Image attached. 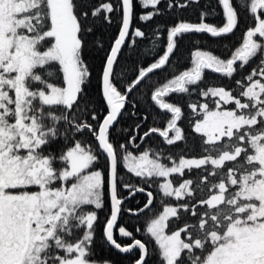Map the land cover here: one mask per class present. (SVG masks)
Masks as SVG:
<instances>
[{"label":"snow or ice","instance_id":"snow-or-ice-1","mask_svg":"<svg viewBox=\"0 0 264 264\" xmlns=\"http://www.w3.org/2000/svg\"><path fill=\"white\" fill-rule=\"evenodd\" d=\"M161 3L0 0V264H112L96 258L94 248L98 213L106 202L103 238L133 255L131 264H148L153 255L158 264H264V0H216L215 6L205 0L196 22L176 17L164 32H153V58L118 79L122 49L146 35L134 27V19L152 21L162 14ZM193 4L201 0H167V9ZM242 12L250 14V22L239 46H227V58L196 46L190 67L151 91V100L171 118L165 129L151 127L141 139L159 133L175 145L186 139L178 124L184 113L165 97L199 90L205 102L188 105L199 156H168L165 163L150 149L130 150L140 147L137 135L124 143L112 139L129 94L158 71L174 67L170 58L180 39L229 36ZM215 17L222 22H209ZM114 19L118 32L99 73L106 106L101 115L90 93L89 37ZM92 44L103 49L99 40ZM257 57L250 73L235 81V94L222 86L199 87L205 70L232 78ZM86 134L94 137L95 148ZM122 172L157 182L163 197L179 202L164 205L146 221L147 240L117 228L122 211L138 216L151 210L154 200L145 187L122 183ZM186 173L192 175L173 182L174 175ZM137 193H146L143 207L125 209V200ZM116 231L131 242H118Z\"/></svg>","mask_w":264,"mask_h":264},{"label":"trees","instance_id":"trees-1","mask_svg":"<svg viewBox=\"0 0 264 264\" xmlns=\"http://www.w3.org/2000/svg\"><path fill=\"white\" fill-rule=\"evenodd\" d=\"M181 2H183V0H181ZM210 2L213 6H215L216 0H210ZM204 3L205 0H201L200 5L193 4L184 10L177 8L169 10L167 9V0H162L161 5L159 6L162 10L161 15H158L152 21L147 23L134 19V27L141 28L145 31L146 35L144 38L133 37L136 39V44L132 45L131 43H126L124 46L118 62V79L122 78L124 75L131 76L134 71L138 70L139 67L144 66L147 60L153 58L151 53L157 51L156 45L153 44V41L157 39V36H154L153 32H164L166 27L169 26L176 17H182L196 22L200 9L204 7ZM136 11L137 13H140L142 10L139 6H137ZM209 22L220 23L222 21L220 17H215L214 19H210ZM249 22L250 14L242 12L240 24L235 32L229 36L212 38L206 34H192L186 35L180 39L178 42V48L170 58V63L174 65V67H166L165 69L158 71L147 80L146 86H141L139 90L130 94L129 102L126 105L122 116L120 117L117 125L111 130L112 139L119 143H124L130 135H137L136 142L140 145V147L139 149H135L130 146V150L139 152L145 149H150L153 153H160L164 157L165 163H169L167 160L168 156H171L173 159H176L181 155L189 157L199 156L202 151L201 145L199 137L191 130V120L193 119V115L188 107V105L193 102H205V99L199 95V90L196 87H193L191 95L172 93L165 97L168 102L180 106L184 113V117L179 121V126L184 129L186 139L184 141L177 142L175 145H168L159 133H153L150 137L141 139V137H143V133L151 127H158L161 130L165 129L167 121L171 118L169 113L161 110L155 102L151 100V91H154L156 87L161 86V84L165 83L168 79H171L174 74L189 68L190 52L195 50L196 46L202 50H210L213 54L221 56L222 58H227V46H231L232 50H234L236 46H239L241 43L240 37ZM117 32L118 25L114 19L112 25L102 24L97 29L96 33L89 37V51L87 56L93 70V82L90 88V93L95 101L94 106L99 108L101 115L106 114V106L100 92L99 73L106 52L110 48L111 42L117 35ZM94 40L101 41L103 43V49L93 47L92 42ZM194 40H198L200 43L198 45H194ZM162 42L163 41L161 40V43ZM160 50L162 51V49ZM258 59L259 57L253 59L243 69L238 68L232 78H226L220 74H214L210 70H205L204 79L199 87L222 86L232 89L235 94L238 90V85L235 84V81L249 74L252 68L256 66ZM145 117H147V119H145ZM137 125H139L138 134L135 131ZM84 138L93 146V148L96 147V141L91 134H86ZM53 147L55 148L57 145H53ZM191 175L192 174L188 173H186L185 177H178L174 175L172 179L174 183H178L184 178H189ZM121 176L122 183L129 182L136 186H142L155 194V200L151 210H146L138 216L127 211H122L119 220V226H124L127 230L132 231L137 239L147 240V236L144 231L146 221L157 212L162 211L164 205L179 202L175 201L174 198L163 197L157 187V182H146L125 172H122ZM158 182H162V180ZM121 195L128 197L127 190H121ZM146 200V193H137L135 197L125 200L124 208L136 209L143 207ZM161 201H163V204ZM108 214L109 205L106 202L105 209L98 213L100 219L97 222V235L94 245L96 258L110 260L112 264H131V261L135 258L133 255L118 252L103 238L104 221L108 217ZM171 226L172 222H170V227ZM136 229H140V231H136ZM115 237L121 244H127L130 242L127 238H121L118 231L115 232ZM151 247H153V245L150 244V248ZM135 256H139L138 251L135 253ZM148 264H158L157 257L153 255Z\"/></svg>","mask_w":264,"mask_h":264},{"label":"water","instance_id":"water-1","mask_svg":"<svg viewBox=\"0 0 264 264\" xmlns=\"http://www.w3.org/2000/svg\"><path fill=\"white\" fill-rule=\"evenodd\" d=\"M123 50V49H122ZM130 95V94H129ZM163 111H165V110H163ZM117 124V123H116ZM116 124L113 126V128L116 126ZM146 191H149V190H146ZM153 202H154V200H153ZM119 220H120V217H119V219H118V223H117V228L119 227ZM119 242V241H118ZM114 248V247H113ZM115 249V248H114ZM115 250H117V249H115ZM118 252H120L119 250H117ZM121 253V252H120ZM122 254H125V253H122Z\"/></svg>","mask_w":264,"mask_h":264},{"label":"flooded vegetation","instance_id":"flooded-vegetation-1","mask_svg":"<svg viewBox=\"0 0 264 264\" xmlns=\"http://www.w3.org/2000/svg\"><path fill=\"white\" fill-rule=\"evenodd\" d=\"M130 96V95H129ZM162 110V109H161ZM178 124H179V122H178ZM170 135H171V133H170ZM147 190V189H146ZM150 191V190H149ZM152 192V191H151ZM153 193V192H152ZM128 196V195H127ZM153 196H154V200H155V194H153ZM131 242V241H130ZM129 242V243H130ZM128 244V243H127Z\"/></svg>","mask_w":264,"mask_h":264},{"label":"rangeland","instance_id":"rangeland-1","mask_svg":"<svg viewBox=\"0 0 264 264\" xmlns=\"http://www.w3.org/2000/svg\"><path fill=\"white\" fill-rule=\"evenodd\" d=\"M119 121V120H118ZM118 123V122H117ZM117 125V124H116Z\"/></svg>","mask_w":264,"mask_h":264}]
</instances>
